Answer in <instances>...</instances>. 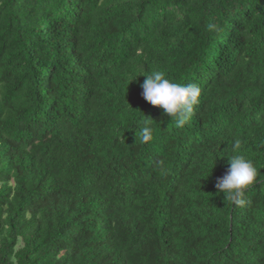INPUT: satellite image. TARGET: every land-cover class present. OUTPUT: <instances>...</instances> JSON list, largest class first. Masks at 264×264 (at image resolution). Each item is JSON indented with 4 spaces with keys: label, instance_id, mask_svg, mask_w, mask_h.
I'll return each mask as SVG.
<instances>
[{
    "label": "trees",
    "instance_id": "trees-1",
    "mask_svg": "<svg viewBox=\"0 0 264 264\" xmlns=\"http://www.w3.org/2000/svg\"><path fill=\"white\" fill-rule=\"evenodd\" d=\"M0 264H264V0H0Z\"/></svg>",
    "mask_w": 264,
    "mask_h": 264
},
{
    "label": "clouds",
    "instance_id": "clouds-1",
    "mask_svg": "<svg viewBox=\"0 0 264 264\" xmlns=\"http://www.w3.org/2000/svg\"><path fill=\"white\" fill-rule=\"evenodd\" d=\"M212 27L209 25V28ZM144 76L146 79L140 84L143 99L153 106L161 107L164 116L173 118L177 127H183L193 116L200 88L196 84L172 82L163 71H153ZM151 132L152 128L145 122L140 139L150 140ZM234 146L238 148V140L234 142ZM256 177L257 169L253 162L237 151L230 157V167L226 174L217 178L216 188L236 200L255 182Z\"/></svg>",
    "mask_w": 264,
    "mask_h": 264
}]
</instances>
